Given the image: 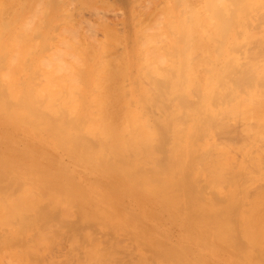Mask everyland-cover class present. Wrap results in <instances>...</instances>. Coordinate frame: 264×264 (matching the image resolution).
<instances>
[{"label": "bare ground", "instance_id": "6f19581e", "mask_svg": "<svg viewBox=\"0 0 264 264\" xmlns=\"http://www.w3.org/2000/svg\"><path fill=\"white\" fill-rule=\"evenodd\" d=\"M20 1L0 0V124L30 125L47 154L86 169L68 187L89 191L62 193L35 158L14 174L24 153L8 145L0 264H264V0H110L123 27L137 14V41L114 55L85 43L86 26L107 24L94 0ZM154 208L193 255L149 239L166 226L138 223Z\"/></svg>", "mask_w": 264, "mask_h": 264}, {"label": "rangeland", "instance_id": "374dc122", "mask_svg": "<svg viewBox=\"0 0 264 264\" xmlns=\"http://www.w3.org/2000/svg\"><path fill=\"white\" fill-rule=\"evenodd\" d=\"M24 1V0H23ZM22 1V2H23ZM95 1V3H93V9L94 10H96V12H97V10H101V12H99V14H101V15H103V18L105 19V21L107 22V24L105 25V27L103 26V25H98L97 27L99 28V27H101V29L99 28V29H97V27H95L94 26V24L92 25V26H86L87 27V30H86V27L85 26H83V32H84V34L85 33H87V36H89V34H90V36H91V33H93L94 34V37H96V38H98V37H100V38H98V39H96V38H91V37H93V34H92V36L89 38L90 40V42H88V41H84L86 44H88V46H94V48L93 47H91V49H93V50H95V46H99L98 48L96 47V49L98 50V49H100V50H102V49H104L105 51L106 50H109V49H111V48H113L112 49V53H113V55L115 54V53H121V50L124 48V47H126V45L128 46V45H130V43H132V42H134V41H137V40H133L132 41V36H133V33H131V28H132V31H133V29L135 28V27H137V26H135L137 23V14L136 13H134L135 14V16H134V14H132L129 18H130V20H131V22H130V24H129V26L130 27H123V25L121 24V20H120V18H121V16L122 17H124V14H123V9L119 6V5H117V4H115V3H113L112 1H110V0H107V1H110V2H106V0H100V2H99V0H98V2H97V0H94ZM21 2V1H20ZM22 2H21V4H22ZM24 3V2H23ZM21 4H20V6H21ZM98 4V5H97ZM100 4V5H99ZM24 4H22V6H23ZM20 6L18 7H16L15 8V12L17 13V11H18V8H20ZM98 6V7H97ZM112 7V8H111ZM120 8V9H119ZM17 9V10H16ZM118 9V10H117ZM19 10H21V8L19 9ZM108 11V12H107ZM115 11V12H114ZM20 13L19 14H17L18 15V17H20L21 18V15H22V18H21V20H23V16H25L27 13H28V10H22V11H19ZM110 12V13H109ZM114 12V13H113ZM29 13H31L30 11H29ZM120 14V15H119ZM122 14V15H121ZM27 16L29 17L30 15H28L27 14ZM115 16V17H114ZM119 16V17H118ZM28 17H25L24 19H25V21H26V19H28ZM134 17V18H133ZM133 18V19H132ZM136 18V19H135ZM123 19V18H122ZM134 20V21H133ZM24 21V20H23ZM115 21V22H114ZM136 21V22H135ZM134 23H135V25H134ZM94 26V27H93ZM110 27V28H108L107 29V27ZM135 26V27H134ZM84 27H85V29H84ZM93 27V28H92ZM105 28V29H104ZM114 28H116V29H114ZM95 30V33H94V30ZM103 29V30H102ZM118 29V30H117ZM127 29H128V31H127ZM90 30H92V32L90 31ZM101 30V31H100ZM110 30H112L111 32H110ZM120 30V31H119ZM106 31V32H105ZM127 31V32H126ZM128 32H129V34H128ZM102 33V34H101ZM105 33V34H104ZM110 35H109V34ZM116 33V34H115ZM123 33V34H122ZM107 34H108V37H107ZM125 34V35H124ZM126 34H127V37H126ZM86 35V34H85ZM103 35H105L104 37H101V36ZM113 35V36H112ZM114 35H115V37H114ZM128 35L130 36V35H132V36H130V37H128ZM112 36V37H111ZM114 37V38H113ZM120 37H122V40H121V38ZM108 38V39H107ZM113 38V39H112ZM125 38H126V40H125ZM94 41H93V40ZM105 39V40H104ZM37 41H40V38H38V39H36ZM92 40V41H91ZM98 40V41H97ZM117 40V41H116ZM124 40V41H123ZM95 41H97V43L95 42ZM108 41V42H107ZM125 41L127 42V43H125ZM83 42V43H84ZM112 42H114V44L112 43ZM123 42H124V44H123ZM83 43H81V44H83ZM90 43H93V44H91V45H89ZM102 43V44H101ZM110 43H112V44H110ZM108 44V45H107ZM118 45V47H116L117 45ZM120 44V45H119ZM102 45H103V47H102ZM105 45V46H104ZM110 45H114V47L116 48V51H113V50H115L114 49V47H109ZM107 46V47H106ZM121 46V47H120ZM123 46V47H122ZM101 47V48H100ZM122 48V49H121ZM89 49H90V47H89ZM120 49V50H119ZM110 51V50H109ZM109 51L107 52V53H109ZM118 51V52H117ZM0 103H1V101H0ZM6 103H8V102H6ZM9 104V103H8ZM8 104H5L6 106L8 105ZM10 105V104H9ZM11 107H13V109L15 108V105H12V106H10V108ZM8 108H9V106H8ZM10 110L11 109H9V110H6V111H8V112H10ZM12 111V110H11ZM14 111V110H13ZM12 111V112H13ZM8 118H11V117H8ZM12 119V118H11ZM11 119H7V122L5 123V124H0V147L3 145V147H1L0 148V152H1V150L2 151H4V152H1L0 153V162H2L1 160H4V157H5V159L7 158V155H9L10 153H8L7 155L6 154H2V153H7V152H9V150L10 149H16V148H18L19 149V151H18V153H24L23 155V157L24 158H26V159H23V157H20L19 156V154L16 152L17 151V149L14 151V152H16L17 154V156H19L20 158H17V157H14L15 155V153L13 154V152L11 151V154H12V156L15 158V160H13V162H12V166H11V170L12 171H15L16 173H14V174H17V175H21V176H28V173H30V171H27V169L28 168H30V167H33L32 166V163L36 160V163H33V164H35L34 165V167L33 168H35L36 169V172H38L39 171V169H40V171L42 172L43 170H46V166L47 165H45V164H47L50 160L52 161V162H54V163H52L51 161H50V163H49V174H51L52 173V171H54V176H51V175H47V170L45 171V173H44V171L41 173L40 171L38 172L40 175H42V176H44V175H46V176H49V178H57V180L59 179H61L60 177H64V178H62V181H63V187L61 186V191H62V193H65V192H69L70 191V193H72L73 191H75V189H73V188H70V187H68V185L66 184L67 182H66V178H67V176L69 177V179H70V177H71V179L72 178H74V180L76 181L77 180V178H76V175H77V172H84V173H87V171H86V169H82V168H79V166H76L73 170H72V168L73 167H71L70 165H69V163H68V161L66 160V157H64V156H61L60 154H59V150H57L55 147H51L50 148V146H52V144L49 142V150H51V153H53V154H51L50 153V155L49 154H47L48 153V149H47V147H46V145L48 146V143L47 142H45V141H43V140H40V139H38V138H34V137H31L30 136V134L31 135H33V132L31 131V126L30 125H26L25 123H24V121H22L23 123L21 124V121H19L18 120V122L22 125V126H24V127H21V126H16V125H13L11 122L13 121V120H15L14 118H13V120H11ZM17 120V119H16ZM12 126V130L9 128V127H11ZM19 128V130L18 131H20V133H22V134H20L17 130H15V128ZM28 128V129H27ZM24 129L25 130H29V132H27V133H25L24 132ZM8 130V131H7ZM2 132H4V133H2ZM8 132H11V134H9ZM15 132H16V134H15ZM32 132V133H31ZM5 133H6V136H7V138H6V136H5ZM13 133V134H12ZM18 133V134H17ZM4 134V135H3ZM24 134V135H23ZM28 134V135H27ZM10 135H11V137H10ZM27 135V136H26ZM3 136H5V137H3ZM9 136V137H8ZM25 137V138H24ZM17 139V140H16ZM23 139V140H22ZM25 140H26V142H25ZM29 140H30V143H29ZM1 142H2V144H1ZM8 142V143H7ZM40 142V143H39ZM31 144V146L34 144L35 146H37V145H39V146H41L40 148H43V151H44V153H43V151L41 152H37V151H35V147H31V146H27V145H25V144ZM36 143V144H35ZM4 145H5V147H4ZM6 145L8 146H12V148H10L9 146L8 147H6ZM38 147V146H37ZM6 148V149H5ZM7 148H10L8 151H7ZM31 148H33V149H31ZM5 149V150H4ZM12 149V150H13ZM52 149L53 150H57V152H52ZM21 150V151H20ZM23 150V151H22ZM47 150V151H46ZM6 151V152H5ZM33 151H34V153H37V154H34L33 153ZM46 151V152H45ZM59 151V152H58ZM27 152H29V153H27ZM28 154V156H26L25 157V154ZM32 153H33V155H32ZM46 153V154H45ZM2 154V155H1ZM10 154V155H11ZM26 154V155H27ZM6 155V156H5ZM9 155V156H10ZM32 155V157H30ZM34 155H35V157H34ZM42 155V156H41ZM49 155V156H48ZM8 156V157H9ZM22 156V155H21ZM53 156V157H52ZM50 157V158H49ZM54 157H55V159H54ZM2 158V159H1ZM32 158H35V160H32V161H28L27 159H32ZM42 158H44V160L42 159ZM48 158H49V161H47L48 160ZM60 158H63V159H60ZM65 158V159H64ZM22 160V161H24V162H22V161H20V160ZM40 159V160H39ZM45 159H47V160H45ZM26 160H27V162H26ZM40 161V162H39ZM57 161V162H56ZM26 162V163H25ZM31 162V163H30ZM47 162V163H46ZM59 162V164H57ZM2 163H5V162H2ZM28 163V164H27ZM37 163H38V167H41L42 166V168H39L38 170H37ZM41 164V166H39L40 164ZM43 163H44V165H43ZM56 164L58 165V166H56ZM30 165V166H29ZM65 167H64V166ZM56 166V167H55ZM62 166V167H61ZM18 167H20V169H23L22 170V172L23 173H21V170H20V172H19V168ZM25 167L27 168V169H25ZM63 168V169H61V168ZM61 169V172H63V173H61L62 174V176L59 174V172H58V169ZM67 168V169H66ZM18 169V170H17ZM24 169H25V171L27 172V174L25 175V171H24ZM54 169V170H53ZM29 170V169H28ZM65 170H67V171H65ZM69 172V173H68ZM90 173V172H89ZM59 174V175H58ZM69 175H74L73 177L72 176H69ZM66 176V177H65ZM59 177V178H58ZM64 179V180H63ZM57 180H55V181H57ZM82 180V179H81ZM81 180H79L78 182H81ZM96 181L94 178L93 179H91L90 181H88V182H93V181ZM53 181V180H52ZM68 182H69V180H68ZM97 182V181H96ZM95 182V183H96ZM94 183V182H93ZM53 184H55V183H53ZM66 184V185H65ZM65 185V186H64ZM52 186H54V185H52ZM64 187H66V188H64ZM80 187V189L78 190L76 187V191L75 192H85V190H86V192H88L89 190H87L84 186H82L81 187V185L79 186ZM106 187V188H105ZM69 188V189H68ZM82 188V189H81ZM107 188H108V191H107ZM62 189H66V191L65 190H62ZM67 189H68V191H67ZM71 189V190H70ZM72 189H73V191H72ZM102 189L104 190V193L107 195V193H108V195L107 196H109L110 195V191H111V193H112V191H113V187H109V186H102ZM148 202H146V204H145V202H144V204H142V206H144V207H149L150 206V204L148 203ZM66 206H68V205H66ZM141 206V205H140ZM70 207V206H69ZM71 209L73 210V207H71ZM140 209H141V207H140ZM69 208H67L66 207V209H65V212H66V214L68 215V213H70V211H72V210H70ZM142 210V209H141ZM68 211V212H67ZM121 211H123V210H121ZM74 212V211H73ZM146 212V214H148V216L151 214V211H145ZM157 215V217L158 218H161V219H163V225H166L164 228H162V227H160L161 228V230H164L165 232H163V234L162 235H160V236H157V237H150L149 239H151V240H158L157 238H159L160 240H162V241H166L167 243H169L170 245H173L172 247H171V251H173V252H175L176 250L177 251H179V250H181V251H184L185 252V254H186V252L188 253L186 256L187 257H190L191 256V254L194 252H196V250H195V246H194V244L193 243H191L189 240H187L184 236H182V235H180V234H178V233H174V231L175 230H178V229H176L175 227H174V225L172 224V223H170V222H167L166 221V217L162 214V212H160V210H156V208H154L153 210H152V214L149 216V217H147V218H140V220L138 221V223L139 224H141V225H143L144 227H146V229L145 230H147V232H148V234H153V231H151L150 229L152 228V229H154L155 228V223H156V221H154L155 219H157V217H156V215ZM75 215V217H76V214L74 213L73 214V216ZM153 215H154V218H153ZM69 217H67V218H69V220L70 221H74L73 220V218H75V217H73L72 216V214L70 215H68ZM72 219V220H71ZM153 221H151V220ZM146 221H148V222H146ZM145 222V223H144ZM169 223V224H168ZM148 225L149 226V224H150V229L148 228L147 229V226L146 225ZM153 224V227L151 226ZM159 228V229H160ZM168 228V229H167ZM63 229H65V227L63 226L62 227V230ZM156 229V228H155ZM149 231H150V233H149ZM175 234V235H174ZM173 235V236H172ZM73 236V235H72ZM163 236V237H162ZM167 238H166V237ZM170 236V237H169ZM175 236V237H174ZM61 238L59 239L60 241H62L61 242V245H62V243H63V245H64V243L66 242V244H69V242H71L72 241V239L73 238H71L70 236V238H68L67 236H66V238H67V240H66V238L64 237V236H60ZM63 237V238H62ZM74 237V236H73ZM75 237H76V235H75ZM58 238L59 237H56V238H52L53 239V243L55 244H57L58 242H54V241H56V240H58ZM170 238V239H169ZM182 238V239H181ZM183 238H185V239H183ZM51 239V240H52ZM66 240V241H64V240ZM68 239H70V241L68 240ZM171 239H173V241H171ZM50 240V241H51ZM58 240V241H59ZM50 241H49V244L50 245H53V246H56V244L54 245L53 243H50ZM64 241V242H63ZM60 244V242L58 243V245ZM71 244V243H70ZM185 244V245H184ZM61 245H59V246H61ZM62 245V246H63ZM192 245L194 246V247H192ZM52 246V247H53ZM59 246H57V247H59ZM62 246H61V248H62ZM65 246V245H64ZM68 247V245H66L65 247H63V250L64 249H66ZM174 247H175V249H174ZM181 247V248H180ZM187 247H189V249H187ZM180 248V249H179ZM174 249V250H173ZM56 251V250H55ZM54 251V252H55ZM53 252V254L55 255L56 253H54ZM178 253H181L180 251L179 252H176V255H178ZM193 253V254H194ZM61 254V253H60ZM192 254V255H193ZM197 254V253H196ZM57 255V254H56ZM179 256L181 257H183L184 259H186L187 257H185V256H183V254H179ZM212 257V258H211ZM215 257V256H214ZM214 257L213 256H211L210 254L208 255L207 254V256H206V259H207V261L208 262H210L211 261V264H216L215 262H214ZM217 258V257H216ZM188 259V258H187ZM210 260V261H209ZM218 260V259H217ZM219 262V261H218ZM218 264V263H217Z\"/></svg>", "mask_w": 264, "mask_h": 264}]
</instances>
